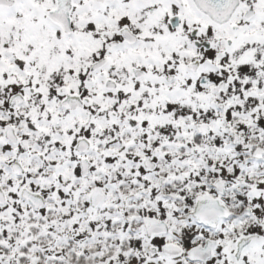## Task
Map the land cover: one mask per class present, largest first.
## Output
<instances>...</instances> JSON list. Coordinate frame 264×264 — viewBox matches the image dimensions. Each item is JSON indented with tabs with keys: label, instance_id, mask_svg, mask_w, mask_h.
Listing matches in <instances>:
<instances>
[{
	"label": "snow or ice",
	"instance_id": "snow-or-ice-1",
	"mask_svg": "<svg viewBox=\"0 0 264 264\" xmlns=\"http://www.w3.org/2000/svg\"><path fill=\"white\" fill-rule=\"evenodd\" d=\"M0 264H264V0H0Z\"/></svg>",
	"mask_w": 264,
	"mask_h": 264
}]
</instances>
